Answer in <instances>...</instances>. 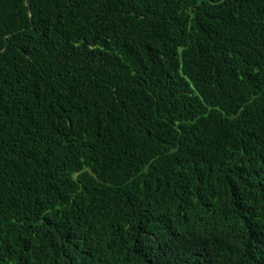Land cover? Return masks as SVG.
Masks as SVG:
<instances>
[{
	"label": "trees",
	"instance_id": "1",
	"mask_svg": "<svg viewBox=\"0 0 264 264\" xmlns=\"http://www.w3.org/2000/svg\"><path fill=\"white\" fill-rule=\"evenodd\" d=\"M0 264H264V0H0Z\"/></svg>",
	"mask_w": 264,
	"mask_h": 264
}]
</instances>
